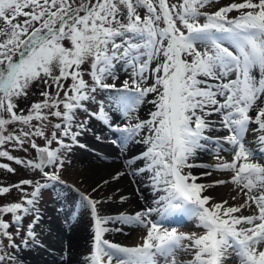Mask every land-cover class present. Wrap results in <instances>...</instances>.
Instances as JSON below:
<instances>
[{"label": "snow or ice", "instance_id": "obj_1", "mask_svg": "<svg viewBox=\"0 0 264 264\" xmlns=\"http://www.w3.org/2000/svg\"><path fill=\"white\" fill-rule=\"evenodd\" d=\"M213 2L0 0V158L44 180L13 185L21 202L0 206V264H19L21 245L10 228L19 235L24 218L37 212L42 190L64 183L58 170H47L64 167L61 149L86 147L78 138L91 129L88 120L78 119L81 111L115 135L113 145L142 146L125 165L159 194L155 207L103 216L102 201L80 192L93 222L87 264H264V0H233L216 11L203 10ZM233 12L237 15L230 16ZM121 71L126 79H120ZM37 82L45 86L43 99L27 114L18 111L16 101ZM101 92L106 95L98 100ZM89 104L97 110L90 111ZM145 104L151 109L141 119ZM52 118L59 122L52 124ZM49 124L56 130L50 137ZM34 137L44 139L45 146ZM54 142L58 147H51ZM9 143L21 149L30 144L36 160L14 157L5 148ZM202 153L218 162L198 163ZM0 168L15 171L6 163ZM197 168L227 173L229 179L198 183L212 173L195 174ZM124 175L118 171L111 180ZM229 183L237 192L232 199L242 197L241 203L215 202L204 194ZM10 191L0 187V195ZM5 214L12 215L11 222ZM177 215L203 231L169 229L165 221ZM39 220L34 215L27 225L23 246L35 242ZM110 224L144 228L142 242L132 247L110 242L105 239Z\"/></svg>", "mask_w": 264, "mask_h": 264}, {"label": "rangeland", "instance_id": "obj_2", "mask_svg": "<svg viewBox=\"0 0 264 264\" xmlns=\"http://www.w3.org/2000/svg\"><path fill=\"white\" fill-rule=\"evenodd\" d=\"M231 2H233V0H218V2H217V0H214V2L211 5L207 6L203 10L208 11V12H213V11L218 10L222 6L230 4ZM237 2H240V0H237ZM235 15H237V13H235V12L230 14V16H235ZM83 69L86 72L85 79L88 80L89 83H91L90 76L87 75V71L89 70V66L84 65ZM121 72L123 75L120 79L121 80L126 79L127 74L124 73L123 71H121ZM108 82L110 83L112 81L109 80ZM149 83H151V81H149ZM44 87L45 86L39 82L33 84V86L29 90V95L27 97H21L16 101V103L18 104V111L23 110L24 114H27L29 108L31 107V105L33 103L41 101L43 99V97L40 95V92L44 90ZM105 95L106 94L102 93V92L98 93L97 99L98 100L103 99L105 97ZM149 97H152V96L150 95ZM144 106L145 105L141 106L139 111L141 109H143ZM88 107H89L90 111H96L97 110V105H95V104H89ZM148 112L143 113V115L139 114V117L141 119H147L148 118ZM77 115H78V119L81 121L88 120L89 124L94 121L98 125L100 124V125L104 126L103 124H101L102 122H100L94 118L89 119L87 114L83 113L82 111L78 112ZM57 122H59L57 119L52 118V124L57 123ZM33 123H36V122L33 121ZM52 124H49L48 128L46 129V134L49 137H50L52 131H56L52 127ZM12 127H14V126H9L10 130ZM86 132L84 134H86L89 137H92V136H90V134L88 132L87 133ZM108 132H110V131H108ZM224 134H226V133H218V135H224ZM57 135L59 136L60 133L57 132ZM214 135H217V133H214ZM62 138L65 140L66 143H71L70 139H66L65 137H62ZM93 138L96 141H104V140H97L96 136L95 137L93 136ZM34 139L39 146H45L46 141L44 139L38 138V137H34ZM79 139H80L79 140L80 143L86 145L85 144L86 141L82 138V136H80ZM101 139H103V137H101ZM112 139H115V138L112 136V137H109V139H108L109 140L108 143L111 145H113L111 143ZM248 139L251 140L250 136L248 137ZM113 146H115V145H113ZM119 146L120 145L118 142L116 147H119ZM51 147L56 148V147H58V145L54 142L51 145ZM93 147L94 148H90V146L86 145L85 148H87L88 150H85L81 147L73 145L70 150L61 149V156H62V159L64 160V167L62 169L53 168V169H47V170H52V171L58 170L60 172L61 179L63 181L68 182L69 185H72L73 187L77 186L81 190H83V192H87V194L89 193L93 198L101 200L102 203L98 206L99 210H100V214L103 216L104 215H110L111 212L119 211V209H114V210L111 209L110 208L111 205H116L115 203L119 201L120 204H118V205L122 206L130 198V195L126 196L127 199L124 200L123 202L120 201L119 197H121V196H119V195H117L113 199H110V197H112L114 195L107 196V194H108L107 188L103 186L102 182H100L99 184L97 183V185L99 188L101 186L104 188H102L98 191H95V192L92 191V189L94 187L93 188H90V187H92L94 185L93 184L94 182L92 183V185H91V183L87 182L86 177L84 176L85 173L83 172V169L85 168V166H80L78 159L83 158L87 154H91V153L94 154L95 152L98 153L97 146L95 145ZM5 148L10 152L11 155H13L14 157H17L21 160H25V161L36 160V158H37V152L34 149H32L30 144H28V143H26L24 146V149H27V150H24V149H21L17 146H14L12 143L7 144L5 146ZM142 150H143V148L141 146L140 149H138L134 152L128 153L127 159L130 158L129 156L136 154L137 152H140ZM207 155H208V157L199 156L197 159V162L210 165L211 161H213L214 165H215L216 164L215 162L217 160L214 158V156L212 154H207ZM221 155L226 160H231V156L229 154L226 153V154H221ZM203 158H205L207 160L206 161H198V160H201ZM92 162H96V161H92ZM4 163L9 164L10 167L15 169V171L14 172H8L6 169L0 168V187H10L11 188V191L9 193L0 195V206L7 205V204H10L13 202H21L22 193L17 188L12 187L13 185L18 184L20 181L28 179V180H33V181L44 182L41 175L38 174V172H36L30 168H26L23 165H17L14 161H8L6 158H0V164H4ZM141 163L142 162H138V165ZM135 166H137V165H135ZM197 171L199 172L198 174L205 172V171H210L212 173L210 176L202 177L200 180L197 181L198 183L212 184L215 180H218V179H223V178L229 179V174L217 172V171L213 170L212 168H209V169H201V168L193 169L194 173ZM110 181H112V180H110ZM227 185H232V184L229 183V184H225V185L210 187V188H208V190L204 194L212 196L214 198L215 202H220L222 200H228V203L230 205H232L230 203V201L232 200V197L235 194L237 196V192L234 190V186L229 187V188H231V192L226 193L227 194L226 198L222 197L221 192H219V190H221L220 188L223 189ZM24 187L27 191H29V192L32 191V188L30 186H24ZM62 187H63L62 185L55 183L52 185V187L42 190L41 195L38 198V202L36 204L37 212L33 213V215H29V216L24 218L23 226L19 228V235L16 234L17 228L15 226L10 228V231L13 232V236H14L16 243L21 245V248L17 250V253H16L17 256H20V255L26 256L27 255V256L34 257L33 255L35 253L39 252L40 262L45 261L48 258H51V255L55 251L54 245H56L57 242L59 241V239L57 238L56 241L54 242L52 237L56 236L59 229H60V226L58 225V223H55L54 221H56L58 216H62L61 214H64V213L67 214L68 218H70L74 221H77V222H80L81 219H83V217L86 218V223L89 226L90 231H91L90 240H89L90 244H89L86 252H87V256L90 254V250L92 249V242H93V224H92V219L90 217V214L86 208L81 206L79 198L77 196H75L73 191L71 192L72 189L69 186L66 187L67 189H64ZM136 189H137V187H136ZM139 190L140 189H137V192H139ZM150 191L154 192L155 194L157 193V192L153 191L152 186H151ZM102 195H104V197H102ZM238 199L242 200V197H238ZM147 207H149V206L145 205L144 209ZM77 211H80V217L78 218V220L77 219L75 220V213ZM34 215H39V217H40V220H39V222L35 228L36 240H35V242L30 241L28 246L25 247V246H23V241L21 240V237L23 236L26 238L25 229H26L27 225L33 221ZM3 219L7 222H11L12 221V215L11 214H5L3 216ZM156 219H158V217H156ZM190 226H189V228H190ZM108 227H110L114 230L117 227H119V228H122L123 230L122 231H116L115 230L114 233L111 231L105 235V239H108L110 242L117 243V244H120L122 246H128V247H132V246H135V245L141 243L142 242L141 237L145 234V231H146L142 227H129V226L117 225V224H110V225H108ZM198 230H201V229L198 228L196 225V227L194 228V231H192V232L198 233V232H200ZM44 232H45V234L47 233L48 236H50L48 241H47V238L44 237ZM178 232L191 233V231L187 228L178 229ZM128 234L138 236L140 238V241L136 242L133 237L128 238ZM5 243H8L6 238H5ZM60 255H61V253H60ZM32 261H34V260H32ZM19 264H24V263L19 261Z\"/></svg>", "mask_w": 264, "mask_h": 264}, {"label": "bare ground", "instance_id": "obj_3", "mask_svg": "<svg viewBox=\"0 0 264 264\" xmlns=\"http://www.w3.org/2000/svg\"><path fill=\"white\" fill-rule=\"evenodd\" d=\"M119 75L121 78L123 75L122 72H120ZM152 98L153 97H148V99ZM150 109L151 105L145 104L144 108L138 112V115H143V113L148 112ZM214 119H216V117H214ZM88 126L90 127L91 131L87 132L92 137H89L86 134H83L81 136L86 141L85 144L90 146V148H94L93 146L96 145L98 153L95 152L94 154H87L83 158L78 159V162L80 166H85L83 172L85 173L84 176L86 177L87 182L91 183V185L94 182V185L90 188L94 187L98 191L106 187L108 193L107 196L114 195L110 197V199H113L117 195L124 197L130 195V198L122 206L118 205L120 204L119 201L115 203L116 205H111V209H119V211L111 212L110 215L119 213L132 214L136 211L144 209L145 205L154 207V200L159 194H155L154 192L150 191L151 184L146 180L145 177H134L130 175L129 170L125 165V161L128 157L127 154L140 149L141 146L130 145L127 149L122 150L120 146L116 147V145L113 146L108 143L109 137L113 136L115 138V135L112 132H108V130L104 126L100 124L98 125L94 121L91 122ZM97 135L103 137V139L100 140L104 141H96L93 136L95 137ZM138 153L139 152H137L136 154ZM133 155L129 157H132ZM200 156L208 157V155L205 153L200 154ZM206 160L207 159L203 158L198 161ZM118 171L125 172V175L122 176L119 181H110L111 177ZM198 173V171L195 172V174ZM104 180H109V184H103L104 187L101 186L99 188L97 183H103ZM230 186L233 185H227L223 189L220 188L221 190H219V192H221L222 197L226 198V193L231 192V188H229ZM136 187L141 191L139 190V192H137ZM234 196H236V194ZM102 197H104V195H102ZM241 202L242 200H239L238 197L236 200L232 199L230 201L231 204H239ZM243 214L248 215L250 213L244 211ZM61 215L62 216H58L56 221H54L55 223H58L60 229L57 235L52 237L54 242L57 238L59 239V241L56 245H54L55 251L51 255V258L40 262V255L39 252H37L33 255L34 257L20 255L18 256L19 261L24 264H87L85 258L87 257L86 251L90 244L89 240L91 231L86 223V218L83 217L80 222H77L68 218L66 213ZM112 232L114 233L115 230L113 229ZM44 237L47 238V241L50 238V236H48L47 233L45 234V232ZM130 237H133L136 242L140 241V238L136 235L128 234V238Z\"/></svg>", "mask_w": 264, "mask_h": 264}]
</instances>
